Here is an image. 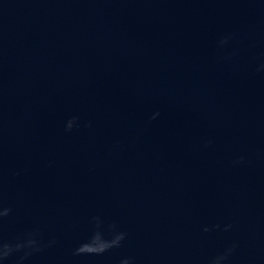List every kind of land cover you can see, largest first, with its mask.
I'll return each mask as SVG.
<instances>
[{
  "label": "water",
  "instance_id": "1",
  "mask_svg": "<svg viewBox=\"0 0 264 264\" xmlns=\"http://www.w3.org/2000/svg\"><path fill=\"white\" fill-rule=\"evenodd\" d=\"M220 256L264 264V0H0V264Z\"/></svg>",
  "mask_w": 264,
  "mask_h": 264
},
{
  "label": "clouds",
  "instance_id": "2",
  "mask_svg": "<svg viewBox=\"0 0 264 264\" xmlns=\"http://www.w3.org/2000/svg\"><path fill=\"white\" fill-rule=\"evenodd\" d=\"M158 115H159V113H155V114L153 115L152 118L155 119V117L158 116ZM4 214L6 215V214H7V211H6ZM121 239H123V234H121V235H117V236L115 237V239L112 240V243L110 244L109 247H112V246H116V245H118V244H119V241H120ZM32 244H33V243H32ZM32 244H29L28 246H31ZM19 247H21V246H17V248H19ZM10 251H11V250L6 251L5 254H4V257H7V255L9 254ZM77 251H78V253H85L83 248H79ZM89 253H95V252H89ZM99 253H100V252H99ZM223 259H226V256H220V257H217V258H216V262H215V264H219V261H220V260H223ZM123 264H128V262H127V261H124Z\"/></svg>",
  "mask_w": 264,
  "mask_h": 264
}]
</instances>
